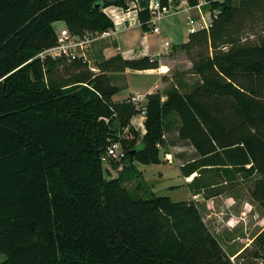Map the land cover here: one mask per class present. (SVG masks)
<instances>
[{
    "label": "trees",
    "instance_id": "16d2710c",
    "mask_svg": "<svg viewBox=\"0 0 264 264\" xmlns=\"http://www.w3.org/2000/svg\"><path fill=\"white\" fill-rule=\"evenodd\" d=\"M133 1L0 0V264H242L195 200L142 197L127 185L141 176L137 163L161 161L172 130L199 155L184 176L217 168L264 179V36L244 38L248 23L264 19V0H206L218 16L181 45L200 81L165 101L147 95L140 142L131 127L140 110L130 97L113 100L120 88L109 73L155 69L158 58L117 54L97 61V72L80 58H36L57 45L58 23L103 33L115 28L105 9ZM139 18L148 28L149 9ZM113 116L132 139L111 128ZM117 141L127 157L111 159L118 175L107 169L106 178L103 156ZM198 180L189 185L196 194ZM257 197L264 206V180ZM253 244L252 257L264 259V229Z\"/></svg>",
    "mask_w": 264,
    "mask_h": 264
},
{
    "label": "crops",
    "instance_id": "0c3cea01",
    "mask_svg": "<svg viewBox=\"0 0 264 264\" xmlns=\"http://www.w3.org/2000/svg\"><path fill=\"white\" fill-rule=\"evenodd\" d=\"M149 4L150 0H136L131 2L127 9L118 6L107 7L105 12L114 20L115 28L111 29L108 35L98 38L91 45L90 52L95 62L117 54L123 55L126 59L141 58L143 56L159 59L160 66L155 69H127L124 72L109 73L113 85L120 88V93L126 91L123 95H120V93L114 95L113 100L115 101L125 100L135 93L145 95L160 93L162 94V100L165 101L171 91L179 90L186 92L182 88L186 85L188 75H184L181 72L182 70L178 67V62L181 58H184L181 54L183 50L181 45L188 41L189 34L184 32V28L177 22L175 16L179 14H187V18L191 14L197 16L198 10L191 8L187 0H170L169 12L163 19L166 22H162L161 34H151L150 27L145 29L139 18V11L148 9ZM163 39L170 41L171 46H164L162 43ZM189 63L193 66L190 58ZM175 69L177 71L176 76L174 74ZM116 119L118 121V118ZM145 122L146 117L141 114L135 115L131 120V127L137 132L139 142L147 133ZM119 128V133H125L124 138H127L129 134L126 131L129 130V127H126L122 131L119 124ZM167 139L168 144L166 146L169 147V151L165 153V159L169 163L176 165L182 175V181L172 186H184L187 188V197L184 201L195 200L198 203L205 222L212 232L217 234L209 224L210 214L213 213L214 199L205 198L203 189L197 194L190 189L189 185L194 181L196 176H199L197 172L191 176H184L182 173L183 166L199 157L196 149L186 141L180 140L176 130L167 133ZM139 164L137 163V168L144 179V170L141 168V164ZM139 178L134 179L132 182H135ZM143 182L145 186L149 183L146 179ZM199 186L197 183L196 188ZM4 259L5 257L0 262Z\"/></svg>",
    "mask_w": 264,
    "mask_h": 264
},
{
    "label": "rangeland",
    "instance_id": "374dc122",
    "mask_svg": "<svg viewBox=\"0 0 264 264\" xmlns=\"http://www.w3.org/2000/svg\"><path fill=\"white\" fill-rule=\"evenodd\" d=\"M204 11H206L205 16L209 17L210 13L205 9ZM190 16L197 19L192 14ZM175 17L177 18V22L184 28V32L189 34V28L186 25L188 21L187 14H179ZM165 22L166 20H163V23ZM62 26L63 24L58 23L57 29H60ZM247 28L244 33V38L259 41L264 36L263 17L254 23H248ZM164 41L165 39H163ZM90 51L91 49L88 52L89 58L92 61V65H94L97 61L95 62L93 60ZM181 54L184 58H181L178 62V67L184 75H188L186 85L182 89L188 91L199 83L200 79L194 73L193 66L190 65L189 57L185 54L184 50L181 51ZM174 74L176 76V69L174 70ZM1 82H5V77L0 78ZM125 93L126 91L120 93V95ZM116 118V116H113L108 122L113 130H120L119 120L117 121ZM126 133L130 135L131 139L133 138L134 133L131 130L126 131ZM168 151L169 147L163 145L160 148L161 161L159 163L149 165L140 163L141 168L144 170V179L149 182L148 185H144V179L140 176L135 182L129 184L128 188L142 197H151L155 194L169 195L175 202L186 200L187 188L184 186H172L182 181V175L176 165L169 163L165 159V153ZM111 162L112 160L103 162L106 178L108 176L107 167L112 175H118L117 168L113 167ZM197 173L199 180L196 183L203 188L205 198L214 199L213 213L210 214L209 224L216 231V235L220 239L227 254L237 263L264 264L263 258L257 259L252 257V253L257 248L253 242L264 229V206L257 197V186L260 180H264L262 176L255 174L254 176L248 177L233 169H225L222 172L217 168H209ZM239 254L241 256L237 258ZM4 257L0 253V260Z\"/></svg>",
    "mask_w": 264,
    "mask_h": 264
},
{
    "label": "built area",
    "instance_id": "2783aa9c",
    "mask_svg": "<svg viewBox=\"0 0 264 264\" xmlns=\"http://www.w3.org/2000/svg\"><path fill=\"white\" fill-rule=\"evenodd\" d=\"M207 4L208 2L206 0H201L198 5L191 6V8L198 10V15L196 16L197 19H195V17L193 16H190L188 18L187 26L189 28V33L208 28L211 25L213 19L218 16L219 10H216L214 12L207 11L210 13V16H205L206 11H204V5ZM148 9L150 12V19L147 24L150 27L151 34H161L162 22L166 14L169 12L168 8L162 6L161 0H150ZM109 31L103 33L87 32L83 35H79L71 32L70 29L66 25H64L60 27V29H57V45L41 51L36 56V58H41L42 60L46 59L47 57H67L70 60L80 58L84 62L89 63L91 70L97 72L99 71V69L95 66V64L92 65V61L89 58L88 52L92 43L98 38L108 35ZM162 43L166 47L171 46V42L168 40ZM147 95L142 93H135L130 96V101L139 108V114L143 115L144 117H146L147 115ZM127 138H130V135L127 136ZM126 157V150L122 147L121 142L117 141L108 147L107 153L103 156V161L108 162L111 159H115L116 161L123 162Z\"/></svg>",
    "mask_w": 264,
    "mask_h": 264
},
{
    "label": "water",
    "instance_id": "95a60500",
    "mask_svg": "<svg viewBox=\"0 0 264 264\" xmlns=\"http://www.w3.org/2000/svg\"><path fill=\"white\" fill-rule=\"evenodd\" d=\"M97 6H98V7H100L101 5H100V4H98Z\"/></svg>",
    "mask_w": 264,
    "mask_h": 264
}]
</instances>
